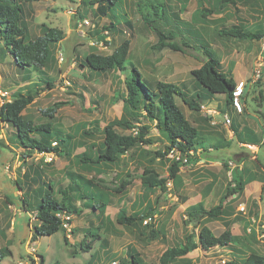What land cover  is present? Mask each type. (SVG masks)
<instances>
[{
    "label": "rangeland",
    "instance_id": "rangeland-1",
    "mask_svg": "<svg viewBox=\"0 0 264 264\" xmlns=\"http://www.w3.org/2000/svg\"><path fill=\"white\" fill-rule=\"evenodd\" d=\"M21 1L31 39L40 36L44 26L62 31L63 38L53 46L55 61L40 72L32 71L26 83L18 81L11 64H0V92L8 93L7 98L0 95V106L16 93L30 92L34 97L22 112L24 119L50 123L57 135L71 139L67 156L37 152L22 156L24 150L10 143L13 130L0 122V247L11 253L2 264H131V254L138 255L139 264H159L166 249L181 244L186 235L199 229L187 222L189 208L201 204L209 210L222 197L223 214L216 219H202L200 227H207L215 235L229 227L238 240L207 251L196 249L172 264H220L231 259L241 261L250 253L264 256V0H234V4H221V0H117L112 19L95 14L96 6L90 5V0ZM150 1L164 5L159 26L164 32L175 29L179 33L175 42L191 47L185 49L188 55L155 49L156 36L142 23L136 10L138 4ZM84 19L89 26L78 29L77 24ZM110 24L114 29H102ZM234 25L253 33L260 31L263 38L249 41L218 35L219 29ZM123 40L129 41L125 71L102 74L79 66L87 55H109ZM203 46L219 60L221 71L237 84L243 83L237 85L238 106L231 110L225 109L223 95L204 100L197 112L176 99L186 118L200 131L206 150L188 160L175 152L157 157L166 141L151 129V145L127 152L119 161L102 167L103 172L83 169L77 157L88 153L90 145L101 142L100 135H83V130L95 124L103 128L113 119L125 117L123 104L115 103L113 96L124 94L129 64L143 81L171 83L190 95L203 96L208 92L190 75V70L205 60ZM46 78L53 81V87L41 90ZM55 105H59L57 109ZM51 109L52 118L44 113ZM118 131L129 134L133 130ZM240 141L254 143L258 150L239 146ZM174 161L178 162L179 180L166 184L165 195L141 186L144 169L165 178ZM235 170L246 182L238 196L227 191ZM73 181L79 186L88 185L89 188L83 185L84 199L67 191ZM123 182L129 184L117 193ZM48 185L58 200V190H64L81 213L61 217L63 231L34 238V212H26L22 200H40L48 192ZM96 196L103 202V209L92 210ZM145 204L153 212L135 226L116 221L120 211L129 216ZM151 231L157 232L155 239H150ZM92 235L99 239L90 242ZM87 245L90 249H86Z\"/></svg>",
    "mask_w": 264,
    "mask_h": 264
},
{
    "label": "trees",
    "instance_id": "trees-1",
    "mask_svg": "<svg viewBox=\"0 0 264 264\" xmlns=\"http://www.w3.org/2000/svg\"><path fill=\"white\" fill-rule=\"evenodd\" d=\"M25 2L33 0H24ZM117 0H90V5L96 6L95 14L109 18H114V4ZM234 0H221L220 3L234 4ZM24 2L20 0H0V64H11L17 73V79L21 83L29 80L32 71L40 72L49 65L54 59L53 46L59 43L63 38V33L54 28H42V34L34 39L28 35V29L24 20ZM137 13L142 23L150 30L157 39L155 49L160 51L169 49L182 54H189L185 49L191 47L185 42H175L179 33L175 29L167 32L161 30L159 23L165 14V8L159 2H145L137 5ZM202 12L208 13L202 9ZM205 18V15L202 16ZM102 29L110 31L114 25ZM220 37L236 38L243 40H260L263 35L260 31L250 32L245 30L242 25H234L229 29L218 30ZM205 60L198 68L190 70V75L207 92L200 96L199 94L190 95L189 92L175 84L156 81L150 84L143 81L140 73L130 63L129 73L124 79V94L118 93L113 96V100L121 102L125 111V117L113 119L103 128L93 125L91 129L83 130V135L92 136L97 134L101 136V142L90 145L88 153H83L77 157L78 163L86 171L100 172L110 163L119 161V157L142 145H151V139L148 134L151 129H155L166 141L162 152H157V157H164L170 153H179L187 160L192 158L196 152L201 153L206 148L203 146L201 133L197 127L193 126L184 115L182 109L176 104V99L190 111H200L202 102L212 98L213 95L224 96V107L231 110L234 106V92L237 84L233 77L227 72L221 71L219 60L204 46L202 47ZM129 56V41L123 40L109 55L90 54L80 62V67L89 69L95 73H108L115 71H125L126 61ZM44 87L41 90L51 89L53 81L48 78L42 81ZM33 94L16 93L12 95L9 101L0 106V122L7 124L13 132L10 143L14 148H22V156L29 157L32 152L38 154H54L57 157L67 156L66 150L71 137L67 135L59 136L54 131L50 123H33L26 121L22 112L33 101ZM59 105H55L57 109ZM54 109L46 110L44 113L52 118ZM145 120L150 124H143L140 120ZM118 129L132 131L129 134H123ZM234 133L236 131H233ZM241 142V141H240ZM53 143H55L53 145ZM251 145L250 143H246ZM252 145H255L254 143ZM251 145V146H252ZM191 153V155H190ZM178 162L174 161L168 169L165 178H159L152 169H144L140 175L141 186L145 190H158L159 195H165L166 184L170 181L176 183L179 180ZM129 183L123 182L119 193ZM87 184H81L73 181L67 191L74 192L79 200L84 199L85 188ZM246 182L243 181L237 170L231 173L230 188L227 189L229 195H240L243 193ZM87 190V189H86ZM61 198L54 197V189L48 185V192H45L40 200L34 199L29 203L23 199V205L26 212H34L36 225L34 226V238L42 236H51L57 232L63 231V221L58 215H78L81 213L79 207L72 202L71 198L64 190H58ZM83 194H82V193ZM262 200L264 202V184L261 186ZM36 194V191L35 193ZM35 196V195H34ZM36 196H38L36 194ZM87 198V197H86ZM222 197L219 203L209 210H205L201 204L192 206L187 212V222L191 223L192 228L199 227L196 233L191 232L186 235L183 242L177 246L166 249L159 258V264H172L177 259L183 258L196 249L203 251L212 248L231 245L238 240V236L232 235L230 228L227 227L222 233L215 235L205 226L200 227L204 218L216 219L223 214ZM95 208L103 209L104 204L100 197L96 196ZM153 212L149 204L132 215L126 216L124 211H120L116 221L118 224L135 226L137 222L151 215ZM90 234V233H89ZM88 234V235H89ZM157 232H150V239H155ZM90 236V235H89ZM98 235H92L91 241L98 240ZM66 243V239L64 238ZM86 249H90L88 245ZM10 252L5 247H0V264L2 260L10 256ZM30 258V257H29ZM131 264H139L137 254H131ZM30 261L32 259L30 258ZM123 264H128L124 263ZM220 264H264V256H258L250 253L241 261L231 259Z\"/></svg>",
    "mask_w": 264,
    "mask_h": 264
},
{
    "label": "built area",
    "instance_id": "built-area-1",
    "mask_svg": "<svg viewBox=\"0 0 264 264\" xmlns=\"http://www.w3.org/2000/svg\"><path fill=\"white\" fill-rule=\"evenodd\" d=\"M88 26H89V24H88V21L86 19L80 21L77 24V28L78 29H80L82 27H88ZM257 77H258V75H257ZM239 85L241 86L242 84H239ZM0 95L3 98H7L8 97V93L7 92H0ZM239 95H240V90L239 89H236V91L234 92V98H233V104H234V106H238V97H239ZM225 123L229 124V120L228 119H225ZM247 147L250 148L249 146H247ZM176 154L177 155H180L179 153H176ZM177 158H178V156H177ZM185 160H186V158H185ZM58 216H59L60 219H61V217H63V218H66L67 217V216H64V215H58ZM144 223H146V221H144Z\"/></svg>",
    "mask_w": 264,
    "mask_h": 264
},
{
    "label": "crops",
    "instance_id": "crops-1",
    "mask_svg": "<svg viewBox=\"0 0 264 264\" xmlns=\"http://www.w3.org/2000/svg\"><path fill=\"white\" fill-rule=\"evenodd\" d=\"M240 83V82H239ZM237 84V83H236ZM240 84H243V83H240ZM237 85H239V84H237ZM203 107V105L201 106V108ZM215 113H217V112H215ZM229 124H230V122H229ZM244 129V128H243ZM247 130V129H246ZM248 131H250V130H248ZM236 132H238V131H236ZM242 145H245V148H246V146H249L252 150L253 149H255V151L256 150H258V148L256 147V146H254V145H249V144H245V143H243V142H239V146H242ZM244 189H245V187H244ZM230 232H231V234L232 235H235V236H238V235H236V234H234V232H233V229H230Z\"/></svg>",
    "mask_w": 264,
    "mask_h": 264
},
{
    "label": "water",
    "instance_id": "water-1",
    "mask_svg": "<svg viewBox=\"0 0 264 264\" xmlns=\"http://www.w3.org/2000/svg\"><path fill=\"white\" fill-rule=\"evenodd\" d=\"M64 70V68H62V71Z\"/></svg>",
    "mask_w": 264,
    "mask_h": 264
}]
</instances>
